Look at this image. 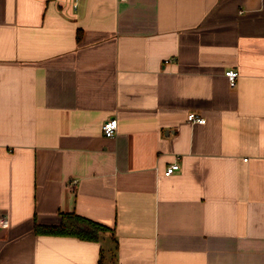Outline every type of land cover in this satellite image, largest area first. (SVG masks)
<instances>
[{
	"label": "crops",
	"instance_id": "0c3cea01",
	"mask_svg": "<svg viewBox=\"0 0 264 264\" xmlns=\"http://www.w3.org/2000/svg\"><path fill=\"white\" fill-rule=\"evenodd\" d=\"M101 259L264 264V0H0V264Z\"/></svg>",
	"mask_w": 264,
	"mask_h": 264
},
{
	"label": "trees",
	"instance_id": "16d2710c",
	"mask_svg": "<svg viewBox=\"0 0 264 264\" xmlns=\"http://www.w3.org/2000/svg\"><path fill=\"white\" fill-rule=\"evenodd\" d=\"M34 233L38 235L71 236L81 240L98 241L101 234L109 228L99 222L90 220L76 213H61L60 221L55 225L33 224ZM99 264H105L101 259Z\"/></svg>",
	"mask_w": 264,
	"mask_h": 264
},
{
	"label": "built area",
	"instance_id": "2783aa9c",
	"mask_svg": "<svg viewBox=\"0 0 264 264\" xmlns=\"http://www.w3.org/2000/svg\"><path fill=\"white\" fill-rule=\"evenodd\" d=\"M224 76L227 78L230 87H234L236 85L239 74L236 69L230 68L224 72ZM187 121L192 124L195 123L204 124L206 120L204 117L194 112H191L187 115ZM101 129L105 137H113L117 130V119L115 117L106 119L103 122ZM178 169H179V164L177 162H173L166 167L164 174L167 176L171 175ZM70 183L74 185L76 183V180H72Z\"/></svg>",
	"mask_w": 264,
	"mask_h": 264
}]
</instances>
